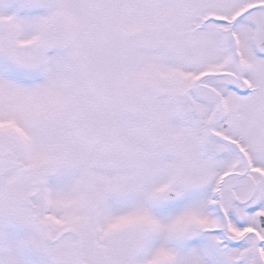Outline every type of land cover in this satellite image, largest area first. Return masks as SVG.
Returning a JSON list of instances; mask_svg holds the SVG:
<instances>
[{
    "label": "snow or ice",
    "instance_id": "1",
    "mask_svg": "<svg viewBox=\"0 0 264 264\" xmlns=\"http://www.w3.org/2000/svg\"><path fill=\"white\" fill-rule=\"evenodd\" d=\"M0 264H264V0H0Z\"/></svg>",
    "mask_w": 264,
    "mask_h": 264
}]
</instances>
